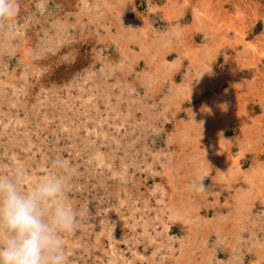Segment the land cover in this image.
Wrapping results in <instances>:
<instances>
[{
	"label": "rangeland",
	"instance_id": "rangeland-1",
	"mask_svg": "<svg viewBox=\"0 0 264 264\" xmlns=\"http://www.w3.org/2000/svg\"><path fill=\"white\" fill-rule=\"evenodd\" d=\"M15 3L0 174L70 165L68 264H264V0Z\"/></svg>",
	"mask_w": 264,
	"mask_h": 264
},
{
	"label": "clouds",
	"instance_id": "clouds-1",
	"mask_svg": "<svg viewBox=\"0 0 264 264\" xmlns=\"http://www.w3.org/2000/svg\"><path fill=\"white\" fill-rule=\"evenodd\" d=\"M16 7L15 0H0V19L13 16ZM51 168L27 189L21 179L0 174V264H68L63 237L75 230L78 212L66 199L62 173L71 169L61 158ZM203 188L201 182L198 190Z\"/></svg>",
	"mask_w": 264,
	"mask_h": 264
}]
</instances>
